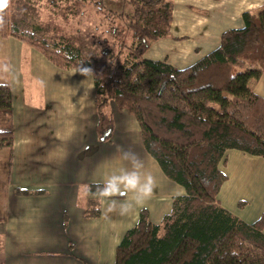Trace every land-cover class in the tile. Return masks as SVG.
<instances>
[{"label": "trees", "instance_id": "16d2710c", "mask_svg": "<svg viewBox=\"0 0 264 264\" xmlns=\"http://www.w3.org/2000/svg\"><path fill=\"white\" fill-rule=\"evenodd\" d=\"M25 1L10 0L0 36L33 47L59 68H93L97 139L111 138L113 102L134 116L146 152L185 190L158 223L139 210L115 246L113 264H264V212L246 223L216 196L226 179L219 168L226 150L264 158V98L249 87L264 67V4L244 11V25L224 30L213 50L178 68L143 57L153 41L171 35L173 0H44L61 20L90 6L107 22L104 43L87 55L68 38L25 21L19 15ZM11 102L10 85L0 82V148L13 140ZM93 184L84 185L87 217L100 214Z\"/></svg>", "mask_w": 264, "mask_h": 264}, {"label": "crops", "instance_id": "0c3cea01", "mask_svg": "<svg viewBox=\"0 0 264 264\" xmlns=\"http://www.w3.org/2000/svg\"><path fill=\"white\" fill-rule=\"evenodd\" d=\"M262 4L173 0L171 35L153 41L143 57L178 68L190 65L218 46L224 30L242 27L244 11ZM0 60L11 66L0 82L11 88L13 123L10 148H0V264H113L115 246L139 210L145 208L149 220L158 223L184 188L146 152L134 116L113 102L111 138L97 139L92 79L90 90L80 87L86 78L75 74L77 68H59L11 36H0ZM249 87L264 98V67ZM118 149L144 159L156 178L153 195L125 216L104 219L100 210L87 217L84 185L120 166ZM219 168L226 176L216 195L220 205L252 223L264 212V158L228 149Z\"/></svg>", "mask_w": 264, "mask_h": 264}, {"label": "clouds", "instance_id": "9594fccd", "mask_svg": "<svg viewBox=\"0 0 264 264\" xmlns=\"http://www.w3.org/2000/svg\"><path fill=\"white\" fill-rule=\"evenodd\" d=\"M9 5L10 0H0V27L6 22L5 11ZM10 72L11 66L6 60H0V74H3V78L7 79V74ZM76 73L86 78L80 87L90 90L89 80L96 78L94 69L84 66L83 63L76 69ZM118 153L116 159L120 162V166L105 173L89 187L91 196L101 206L104 219H108L112 214L119 216L129 214L134 207L148 201L156 187L155 176L139 154L131 149H118Z\"/></svg>", "mask_w": 264, "mask_h": 264}, {"label": "rangeland", "instance_id": "374dc122", "mask_svg": "<svg viewBox=\"0 0 264 264\" xmlns=\"http://www.w3.org/2000/svg\"><path fill=\"white\" fill-rule=\"evenodd\" d=\"M53 10L52 6L45 5L44 0H26L19 9V15L25 21H35L49 35L63 36L75 42L83 55L97 52L104 43L107 29V22L101 15L90 6L79 7L69 12L67 20H61Z\"/></svg>", "mask_w": 264, "mask_h": 264}]
</instances>
